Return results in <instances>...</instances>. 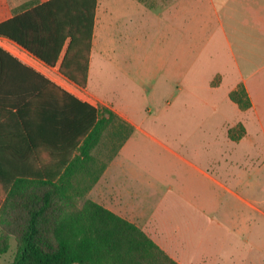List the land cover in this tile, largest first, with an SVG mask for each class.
<instances>
[{
    "label": "crops",
    "instance_id": "obj_1",
    "mask_svg": "<svg viewBox=\"0 0 264 264\" xmlns=\"http://www.w3.org/2000/svg\"><path fill=\"white\" fill-rule=\"evenodd\" d=\"M47 1L0 0V23ZM151 1L97 0L86 87L59 70L70 39H66L56 65L50 66L0 36L6 44L0 43V47L9 53L0 72V170L59 179L69 160L80 156L83 139L67 136L72 125L60 124L56 133L43 127L47 104L66 117L76 116L79 109L85 111L56 89L48 91L40 78L48 79L81 103L109 108L119 123L133 128L112 156L105 150L98 153L94 147L90 162L74 175L72 185L85 187L87 199L136 224L179 264H248L251 254H264V241L257 243L264 239V0H198L197 6L199 23L213 29L203 43L206 50H211L213 43L215 53L214 59L209 58L215 68L209 76V89L215 92L227 85L226 106L236 111L237 118L226 126L242 125V135L231 141L244 145L246 162L223 168L212 159L205 167L172 171L127 166L126 149L142 127L102 90L111 26L119 21L131 30L144 14L164 9L174 14L175 0ZM194 20L188 22L193 25ZM242 86L251 103L247 109L230 99V93ZM148 174L151 182L139 183L140 175ZM79 177H83L81 182Z\"/></svg>",
    "mask_w": 264,
    "mask_h": 264
},
{
    "label": "rangeland",
    "instance_id": "obj_2",
    "mask_svg": "<svg viewBox=\"0 0 264 264\" xmlns=\"http://www.w3.org/2000/svg\"><path fill=\"white\" fill-rule=\"evenodd\" d=\"M175 1L174 14L170 9L144 14L131 30L118 21L106 37L110 44L105 47L106 80L102 90L107 99L142 127L126 149L125 161L127 166L146 171L205 167L212 159L218 160L220 167H236L247 160L244 145L231 141L242 135V125L226 126L237 118L236 111L226 106L227 85L215 92L209 89V76L215 70L209 58L214 59L215 53L213 43L211 50H206L203 43L213 29H207L205 22L199 23L198 0ZM192 17L193 25L188 22ZM124 27L128 29L126 38ZM218 79L215 78L214 84ZM128 130V125L114 121L97 145L98 153L105 150L112 156ZM150 177L140 175L139 183L151 182ZM79 178L81 182L83 177ZM244 179L246 182L245 176ZM43 192L44 189L35 187L25 197L8 200L3 205L0 249L6 250H0V264H10L17 251L19 234L27 221L21 203L32 201ZM86 193L85 187L73 184L69 195L81 205L87 199ZM60 200H54L53 210L57 213L61 211ZM263 241L260 238L257 243ZM248 264H264V254H251Z\"/></svg>",
    "mask_w": 264,
    "mask_h": 264
},
{
    "label": "trees",
    "instance_id": "obj_3",
    "mask_svg": "<svg viewBox=\"0 0 264 264\" xmlns=\"http://www.w3.org/2000/svg\"><path fill=\"white\" fill-rule=\"evenodd\" d=\"M96 7L97 0H49L1 22L0 36L50 66L56 65L66 39H70L59 70L72 82L86 87ZM8 55L0 47V72L9 60ZM40 79L48 91L56 89L88 113L79 109L76 116L66 117L55 106H44L43 127L56 133L55 127L67 123L73 126V129L69 126L67 136L77 137L78 141L83 139L80 156L69 160L59 179L25 175L15 169L10 173L0 170V211L6 201L21 199L35 187L44 189L34 200L21 203L27 221L10 264H179L136 224L91 199L81 205L72 200L69 193L74 175L85 169L92 159V149L99 144L105 130L119 119L109 108L81 103L50 80ZM239 89L230 93V99L247 109L251 103L244 87ZM120 124L124 123L120 121ZM132 132L129 126L122 143ZM55 198L62 201L58 213L53 210ZM0 250L5 252L6 248Z\"/></svg>",
    "mask_w": 264,
    "mask_h": 264
},
{
    "label": "built area",
    "instance_id": "obj_4",
    "mask_svg": "<svg viewBox=\"0 0 264 264\" xmlns=\"http://www.w3.org/2000/svg\"><path fill=\"white\" fill-rule=\"evenodd\" d=\"M0 41H1V40H0ZM0 43H1V45H4L3 47L6 46L5 42L1 41Z\"/></svg>",
    "mask_w": 264,
    "mask_h": 264
}]
</instances>
